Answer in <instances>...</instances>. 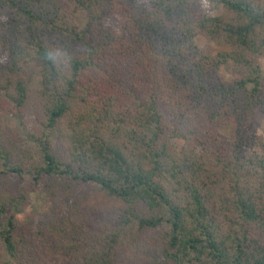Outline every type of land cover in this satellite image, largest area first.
<instances>
[{
  "label": "trees",
  "instance_id": "obj_1",
  "mask_svg": "<svg viewBox=\"0 0 264 264\" xmlns=\"http://www.w3.org/2000/svg\"><path fill=\"white\" fill-rule=\"evenodd\" d=\"M204 1L0 0V264H264V0Z\"/></svg>",
  "mask_w": 264,
  "mask_h": 264
},
{
  "label": "rangeland",
  "instance_id": "obj_2",
  "mask_svg": "<svg viewBox=\"0 0 264 264\" xmlns=\"http://www.w3.org/2000/svg\"><path fill=\"white\" fill-rule=\"evenodd\" d=\"M220 8L221 4L219 0H209L194 5L192 8V13L195 17H201L209 11L220 13ZM83 17H85V15H83ZM211 48L214 54L229 50L228 47H223L217 43H213L211 45ZM4 55H6V50L0 43V59ZM260 64L262 67V75L264 76V59H260ZM220 75L225 81L234 79V75L232 73V64L229 63L223 65L220 70ZM34 86L38 87L36 83L34 84ZM5 124L6 126H8V128H10V130H12L11 136L14 137V139L18 140L17 144L21 146L22 150H24L28 146H32L31 143L27 142L28 135H37L39 133L36 123L30 117H23L20 119H13L9 117L6 119ZM244 126L248 133L256 135L264 140V119L260 111L254 109L248 116ZM222 134L227 138H232L234 135L233 125H228L227 127H225L222 130ZM19 138H21V140ZM22 138L24 139V142H22ZM47 202L48 199L45 194L39 192L30 193L28 203L21 207L20 213H18L17 215L22 231H25V228L31 225L32 217L40 215L44 211H46ZM100 207H102V205H100ZM52 259H55V256L52 253L47 252L43 254V262H48Z\"/></svg>",
  "mask_w": 264,
  "mask_h": 264
}]
</instances>
